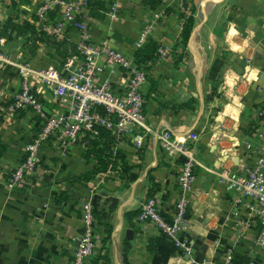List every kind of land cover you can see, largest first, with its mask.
Wrapping results in <instances>:
<instances>
[{
	"label": "crops",
	"instance_id": "obj_1",
	"mask_svg": "<svg viewBox=\"0 0 264 264\" xmlns=\"http://www.w3.org/2000/svg\"><path fill=\"white\" fill-rule=\"evenodd\" d=\"M103 1L104 10L96 11L90 23L94 41L108 38L115 48L134 58L141 47L136 43L147 27V41L167 49L166 55L159 52V57L142 66L149 72L144 89L148 129H141L145 134L143 145L137 147L129 138L118 146L120 157L118 152L116 156L111 153V159L119 161L120 166L124 161L137 179L123 178L121 169L119 183L111 177L99 183L101 173L109 169L112 161L106 170L95 172L98 161L88 155L90 141L86 148L73 144L62 147L51 138L40 151L42 162L37 170L25 184L9 188L10 173L24 160L27 144L41 123L31 109L9 117L5 107L19 90L21 77L12 66H0V139L5 145L0 155V264H71L83 230L81 199L91 187H96L93 205L99 229L90 264L260 263L263 254L253 243L259 224L253 223L249 236H238L240 232L232 218L234 194L219 185L215 170L225 163L240 165L239 155L247 144L257 143L255 132L264 124V116L259 114V109H264V94L258 90L264 87V0H187L192 9L188 7L190 13L186 14L193 16V30L186 45L182 43L185 18L179 14L182 11L178 2L153 7L154 0ZM42 4L43 0H0V48L7 55L22 51L36 68L60 66L76 49L78 37L71 28L55 36L66 41V54L39 41L31 52L34 43L28 35L17 36L10 30V36L1 34L11 16L17 23L28 20L39 30L51 26L56 14L50 17L48 11L46 20H40L38 9ZM168 7L173 10L168 12ZM217 59L224 60L226 68L215 85L209 71ZM102 79L121 86L123 77L112 76L106 70ZM34 83L33 95L48 111H68V102L55 97L40 81ZM222 94L234 105L236 99H245V107L236 110L237 121L236 117L235 122L222 120L226 128L219 132L229 138L225 142L214 139L219 123L211 120ZM165 129L180 139L188 138L189 133L198 135L197 141L188 142L198 161L195 203L191 224L180 234L194 247L189 259L187 254L180 255L174 242L155 225L138 226V215L131 221L126 218V213L141 210L151 191L165 218H172L182 157L170 156L163 150L158 134ZM115 143L108 144L109 148L113 149ZM238 143L241 146L234 148ZM112 198L119 204L111 219L109 236L102 215ZM241 213L244 215L243 208ZM150 238L157 240L155 251L147 248ZM230 246L234 247V258L227 263L225 252Z\"/></svg>",
	"mask_w": 264,
	"mask_h": 264
},
{
	"label": "built area",
	"instance_id": "obj_2",
	"mask_svg": "<svg viewBox=\"0 0 264 264\" xmlns=\"http://www.w3.org/2000/svg\"><path fill=\"white\" fill-rule=\"evenodd\" d=\"M172 1L178 2L182 12L190 13L186 7L187 0H163V3L170 5ZM51 10L56 15L52 25L46 27L45 31L59 37L71 28L78 37L77 54L68 57L60 66L50 64L45 68H36L22 51L7 55L0 48V66H12L21 77L19 90L5 107L9 117H15L19 109H31L41 123L40 130L27 144L26 158L10 173L7 180L9 188L25 184L26 178L37 170L42 162L40 151L51 138L56 139L62 147L64 144H73L86 148L89 139L98 135L99 128H104L110 131L116 141L112 149L116 156L119 144L129 138L137 147H141L145 140L141 129H148L144 89L149 82V72L137 65L133 57L115 48L108 38L94 41L90 30L92 9L88 0H43L38 9L40 20H46V14ZM149 33V28H144L136 45L142 46ZM159 52L164 56L167 49H159ZM106 70L112 76L121 75L122 85L115 86L111 80L102 79ZM36 80L51 89L55 97L68 102V111H48L42 101L33 95ZM258 90L264 94V87ZM99 106L104 108L105 113L99 110ZM259 114L264 116V109H259ZM255 134L257 143H252L250 149L245 148L239 155L240 165H224L215 170V173L219 185L234 194L235 210L232 218L236 223L235 228L240 232L238 236H249L253 223L259 224L253 243L263 254V258L260 263L255 264H264V124ZM158 139L168 155L182 157L174 212L171 220H167L162 214L158 198L150 197L142 203L135 222L140 227H145L147 223L155 225L174 242L180 255L191 256L195 252L194 247L187 239L183 240L180 234L191 224V212L195 203V168L198 161L188 142L197 141L198 135L189 133L188 138L180 139L173 137L171 130L165 129L158 134ZM111 161L109 169L101 173L99 183L107 181L109 177L119 183L122 175L120 163L113 159ZM95 188L91 187L81 199L83 230L71 264H90L96 252L99 223L93 205ZM242 208L244 215L241 213ZM219 245L218 241L216 248ZM233 258L234 247L230 246L226 249L225 259L230 263Z\"/></svg>",
	"mask_w": 264,
	"mask_h": 264
},
{
	"label": "trees",
	"instance_id": "obj_3",
	"mask_svg": "<svg viewBox=\"0 0 264 264\" xmlns=\"http://www.w3.org/2000/svg\"><path fill=\"white\" fill-rule=\"evenodd\" d=\"M163 3V0H154L153 7H156L157 5ZM89 4L91 5V15L94 16V13L96 14V11L104 10L105 8V2L103 0H89ZM186 7H190V5H186ZM173 7H168V12L172 11ZM192 7H190V10ZM94 11V12H93ZM55 11L51 10L49 12L50 17H54ZM181 17L185 18V24L183 26L182 31V43L183 45H186L188 42V39L191 35V32L193 30V16L187 15L185 12L179 13ZM15 17L11 16L8 21L4 24L3 28L1 29V34L4 36H10L8 35L7 31L10 30V32H16L17 36L21 35H28V40L30 42L33 41V45H31V52H33L37 46V42H45L47 44H52L57 47V51L61 54H66V41H59L55 38L54 35L47 33L44 29H38L35 24L28 20L22 21V23H17L15 21ZM37 19V17H36ZM28 41V42H29ZM73 54H77V45L76 49L73 51ZM72 54V55H73ZM159 57V44L155 41H146L145 44H143L141 47H139L134 54V59L137 65L143 66L148 64L149 62H152L154 59ZM224 60L217 59L214 61L210 71H209V77L211 80H213L215 85H218L220 83L221 75H222V68L224 67ZM99 110L102 113H105V110L102 106H99ZM18 112L22 113V109L17 110ZM89 151L88 155H93L97 158L98 161V167L95 169V172L97 171H103L106 170L107 167L111 163V157H112V148H109L108 144H111L112 142L115 143L114 138L111 137V134L108 130L104 128H99V133L94 138L89 139ZM5 152V145L2 144L0 139V155H2ZM118 157H120V152L118 151ZM26 158V156H25ZM24 158V159H25ZM124 160V159H123ZM121 169L123 172V178H127L128 181H135L137 179V175L133 173H129L131 167L128 166L124 161L121 165ZM65 194H63L64 196ZM155 194L154 192H150L148 194V198L153 197ZM59 202V201H58ZM118 199L112 198L109 202V207L107 212H105L102 215L103 218V224L105 227L106 233L110 236L112 232V224L111 219L115 212V210L118 207ZM140 210H133L128 213H126L127 220L131 221L134 217L139 215ZM108 236V237H109ZM125 243H129L128 239H125ZM148 250L155 251L157 247V240L155 238H150L148 240Z\"/></svg>",
	"mask_w": 264,
	"mask_h": 264
},
{
	"label": "rangeland",
	"instance_id": "obj_4",
	"mask_svg": "<svg viewBox=\"0 0 264 264\" xmlns=\"http://www.w3.org/2000/svg\"><path fill=\"white\" fill-rule=\"evenodd\" d=\"M225 66L222 68V75H223V72H225ZM221 75V76H222ZM230 76V75H229ZM228 76V77H229ZM227 97V96H226ZM225 96H223V94H222V97H220V99H221V102L218 104V107H214V109H213V113H212V115H213V118H211V120H212V122H214V123H219V125L217 126V128H216V131H215V133L213 134V137H214V139L215 140H217V139H219V140H223V142H225V141H227V140H229V138L228 137H226L225 136V134H223V132H219V131H222V130H224L225 128H226V126H225V123H224V121L222 122V120L224 119V118H228L230 121H234L235 122V118L234 117H236V121H237V115H239V113L238 112H236V110L238 109V108H240V107H245V99H242V98H240V99H236V104L237 105H234L232 102H233V100L232 99H229L228 97L226 98ZM240 102H241V104H240ZM239 104V105H238ZM217 105V104H216ZM236 108V109H235ZM215 110V111H214ZM238 111V110H237ZM216 118H217V120H216ZM219 135V136H218ZM239 146H241L239 143H238V145L237 146H234V148H237V147H239ZM248 149H250L251 147H252V145L251 144H247V146H246ZM245 147V148H246ZM233 148V149H234ZM246 148V149H247ZM226 166L227 165V163H225V164H223L222 166ZM234 165V164H233ZM221 166V167H222ZM229 166H231V165H229ZM221 167H219L218 168V170L221 168Z\"/></svg>",
	"mask_w": 264,
	"mask_h": 264
},
{
	"label": "water",
	"instance_id": "obj_5",
	"mask_svg": "<svg viewBox=\"0 0 264 264\" xmlns=\"http://www.w3.org/2000/svg\"><path fill=\"white\" fill-rule=\"evenodd\" d=\"M190 255H186V259H189L190 257H189Z\"/></svg>",
	"mask_w": 264,
	"mask_h": 264
}]
</instances>
